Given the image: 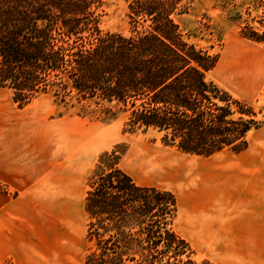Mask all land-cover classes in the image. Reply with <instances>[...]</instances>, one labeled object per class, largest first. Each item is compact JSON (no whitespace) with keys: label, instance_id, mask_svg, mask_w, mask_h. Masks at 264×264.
<instances>
[{"label":"rangeland","instance_id":"374dc122","mask_svg":"<svg viewBox=\"0 0 264 264\" xmlns=\"http://www.w3.org/2000/svg\"><path fill=\"white\" fill-rule=\"evenodd\" d=\"M102 2V30L128 34L126 1ZM176 20L190 43L218 56L208 79L264 121V0H190ZM126 121L116 108L51 94L21 107L0 88V264H84L88 181L113 151L138 184L176 195L173 228L196 260L264 264V219L239 218L264 205V126L245 151L205 158L165 145L153 130L130 132ZM194 172L200 181L189 184ZM243 234L248 251L240 250Z\"/></svg>","mask_w":264,"mask_h":264},{"label":"trees","instance_id":"16d2710c","mask_svg":"<svg viewBox=\"0 0 264 264\" xmlns=\"http://www.w3.org/2000/svg\"><path fill=\"white\" fill-rule=\"evenodd\" d=\"M125 1L128 34L102 30V0H0V88L21 107L51 94L116 108L128 131L153 130L186 154L245 151L264 121L208 79L218 56L176 20L190 0ZM119 159L105 152L89 178L84 264H214L174 230L176 195L138 184Z\"/></svg>","mask_w":264,"mask_h":264},{"label":"crops","instance_id":"0c3cea01","mask_svg":"<svg viewBox=\"0 0 264 264\" xmlns=\"http://www.w3.org/2000/svg\"><path fill=\"white\" fill-rule=\"evenodd\" d=\"M264 205H262V206H259V211L258 212H245V213H242V212H240L239 213V218L241 219V220H261V219H264V207H263ZM255 224H257V223H255ZM260 224L258 223L257 225H256V229L258 230V231H260V229H262V227H260L259 226ZM248 227V226H247ZM247 227H245V230H246V228ZM255 227V225H252L251 224V228H254ZM8 229H9V231H10V237H11V226H9L8 227ZM229 242V241H228ZM226 244V243H225ZM239 244H240V250L242 251H248V250H250V248H251V241L247 238V237H245V234H243L240 238H239Z\"/></svg>","mask_w":264,"mask_h":264},{"label":"bare ground","instance_id":"6f19581e","mask_svg":"<svg viewBox=\"0 0 264 264\" xmlns=\"http://www.w3.org/2000/svg\"><path fill=\"white\" fill-rule=\"evenodd\" d=\"M181 173V172H180ZM183 173V172H182ZM185 173V172H184ZM199 176L197 175V173H192V174H190L189 176H186V178L185 179H187L188 180V183L189 184H197L199 181H200V179L198 178Z\"/></svg>","mask_w":264,"mask_h":264}]
</instances>
